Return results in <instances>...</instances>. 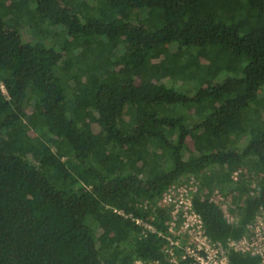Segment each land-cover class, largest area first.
<instances>
[{
  "label": "trees",
  "instance_id": "trees-1",
  "mask_svg": "<svg viewBox=\"0 0 264 264\" xmlns=\"http://www.w3.org/2000/svg\"><path fill=\"white\" fill-rule=\"evenodd\" d=\"M89 1L0 0V264L161 258L112 207L164 229L152 206L189 175L207 234L242 236L264 212V0ZM35 17L59 50L22 40Z\"/></svg>",
  "mask_w": 264,
  "mask_h": 264
},
{
  "label": "built area",
  "instance_id": "built-area-1",
  "mask_svg": "<svg viewBox=\"0 0 264 264\" xmlns=\"http://www.w3.org/2000/svg\"><path fill=\"white\" fill-rule=\"evenodd\" d=\"M0 89L7 95L2 83ZM239 173L240 170L233 172V181L237 180ZM200 188L201 182L193 175L183 177L166 188L152 206V210L157 207L167 209L164 229L153 223L154 214L144 218L112 207L114 212L129 218L139 227L141 235L156 234L164 239L161 258L146 260L137 257L133 264H235L231 256L237 253L256 258V264H264V212L256 213L242 236L228 238L224 242L214 240L207 234L201 215L193 207V197ZM209 198L219 205L228 222L236 221L230 211L233 205L218 188H214ZM147 207L144 203L143 208Z\"/></svg>",
  "mask_w": 264,
  "mask_h": 264
},
{
  "label": "rangeland",
  "instance_id": "rangeland-1",
  "mask_svg": "<svg viewBox=\"0 0 264 264\" xmlns=\"http://www.w3.org/2000/svg\"><path fill=\"white\" fill-rule=\"evenodd\" d=\"M90 4H94V1L90 0L89 1ZM139 13V16L140 17H144L145 15V11H140L138 12ZM33 20L35 21H39V24L36 26H34L33 22L31 21V24L32 25H29L27 23H24L22 24L21 28H20V34H21V37H22V40L25 41V42H34V41H38V40H41L44 44L46 45H53L55 47V49L59 50L60 49V44H59V41H53V35L52 34H49L48 36L44 37V38H41L40 37V34L38 32V27L44 31H50L51 33H58L59 34V37L58 39L61 40V27L59 25H49L48 22L46 21H43L39 19V17H35ZM222 77H220L219 79H222ZM165 82L168 84V85H172L174 84L175 87H182L183 90L184 89H190V93L191 95H193V84L192 83H181L180 81H175L173 82L172 80H169V79H166Z\"/></svg>",
  "mask_w": 264,
  "mask_h": 264
}]
</instances>
